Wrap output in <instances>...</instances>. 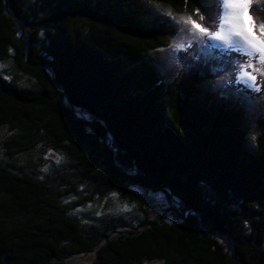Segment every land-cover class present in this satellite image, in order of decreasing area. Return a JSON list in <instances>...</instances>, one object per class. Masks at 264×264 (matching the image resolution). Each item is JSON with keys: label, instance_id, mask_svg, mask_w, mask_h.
<instances>
[{"label": "trees", "instance_id": "16d2710c", "mask_svg": "<svg viewBox=\"0 0 264 264\" xmlns=\"http://www.w3.org/2000/svg\"><path fill=\"white\" fill-rule=\"evenodd\" d=\"M149 1L203 16L210 30L220 12L219 0ZM254 1L264 23V0ZM175 33L134 0H0V61L11 57L34 82L0 75V129L13 131L4 147L22 154L44 138L100 196L136 186L180 204L176 222L108 238L94 264H264V119L251 148L241 104L201 88L213 63H190L166 83L146 56ZM72 191L0 166L2 263L51 264L94 249L63 205Z\"/></svg>", "mask_w": 264, "mask_h": 264}, {"label": "rangeland", "instance_id": "374dc122", "mask_svg": "<svg viewBox=\"0 0 264 264\" xmlns=\"http://www.w3.org/2000/svg\"><path fill=\"white\" fill-rule=\"evenodd\" d=\"M26 1L30 3L33 0ZM134 2L144 11L146 19L166 21L175 29L176 33L170 45L164 49L152 51L146 56L162 79L166 83H171L190 63L203 60L209 64L213 63L215 65L213 76L204 80L201 88L211 91L217 99L233 100L241 104L245 114L248 144L253 148L255 139L260 133V122L264 119V77L257 75L256 86L260 89L259 91L248 87L240 81V68L246 65L247 57L236 50L229 51L227 46L209 48V43L218 44L220 42L210 41L207 37H194L189 32L181 31L184 26L176 23L159 4L149 0H134ZM219 7V13H222L221 4ZM245 23H248L247 17ZM215 28L216 22L212 29ZM218 52L224 55L232 52L236 56L227 57ZM12 61L11 57L0 61V75L6 78L16 77L20 83L27 85L33 84V80L13 67ZM248 71L251 72L252 69ZM76 111L79 117L85 121H91L88 114ZM12 134L13 131L8 128L0 129V166L7 164L21 166L28 173L46 180L52 188L58 191L74 188V191L62 200L63 205L75 208L72 213L81 220L83 229L94 244L93 250L80 254H67L60 259L52 260L51 264H94L97 249L108 238L141 230L152 220L165 222L180 220V204L163 192H150L136 186H127L125 191L113 190L103 196L98 195L94 184L81 180L77 163L44 138L35 147L22 154L9 155L4 142ZM132 197L138 198L141 205L133 201ZM86 199L90 202L86 203L88 201ZM77 203L83 204L77 206ZM218 239L224 245L230 246L225 236ZM1 257L0 253V264H4L1 262ZM143 264L163 263L146 261Z\"/></svg>", "mask_w": 264, "mask_h": 264}, {"label": "snow or ice", "instance_id": "6c2138e0", "mask_svg": "<svg viewBox=\"0 0 264 264\" xmlns=\"http://www.w3.org/2000/svg\"><path fill=\"white\" fill-rule=\"evenodd\" d=\"M253 0H220L222 13L217 14L216 28L211 30L203 24L204 17L198 22L189 13H173L169 8L166 14L176 23L183 25L181 31H186L194 37H207L209 48L236 50L247 57L246 65L240 68V81L255 91L257 75L264 77V23H257L251 14ZM259 10V9H258ZM247 17L249 23H245ZM255 62V63H254ZM252 69V71H248Z\"/></svg>", "mask_w": 264, "mask_h": 264}]
</instances>
